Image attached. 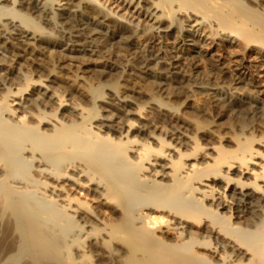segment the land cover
I'll return each mask as SVG.
<instances>
[{
	"label": "bare ground",
	"instance_id": "bare-ground-1",
	"mask_svg": "<svg viewBox=\"0 0 264 264\" xmlns=\"http://www.w3.org/2000/svg\"><path fill=\"white\" fill-rule=\"evenodd\" d=\"M62 1L0 0V264H264V107L247 124L238 114L224 122L210 93L183 112L168 103L180 94L142 93L131 72L95 86L84 62L107 50L71 19L50 26L67 19ZM40 4L49 19L29 13ZM77 7L129 44L174 28L189 54L216 38L259 49L255 63L242 57L218 78L262 100L264 0ZM110 57L104 73L119 63ZM190 74L188 86L198 83ZM245 100L223 106L240 114Z\"/></svg>",
	"mask_w": 264,
	"mask_h": 264
},
{
	"label": "rangeland",
	"instance_id": "rangeland-1",
	"mask_svg": "<svg viewBox=\"0 0 264 264\" xmlns=\"http://www.w3.org/2000/svg\"><path fill=\"white\" fill-rule=\"evenodd\" d=\"M66 1L67 0L62 1V3L64 4L61 6V8L64 10H61L59 12L63 14V17L66 16L67 19H59L54 15L55 18L52 17L48 22H50V26H52L55 30H59V25H54L55 20H59V23L62 21V23L64 22V24H66L65 21H69V19H71L76 22L75 24L78 23L80 28H83V30L80 31L82 32V36H89V40L94 39L93 42H95L96 44L98 43V45L100 46L103 44V50H107L106 52L102 53L101 55H92L89 57V61L84 62L85 68L90 69V71L96 75V78L93 79L95 81H93L95 83V86H98L100 80L103 84L112 85L114 84V82L116 83L120 79L119 76L121 75V73H123V71L124 73L126 72L129 74L131 72L133 76L135 75L134 77L137 80V84L139 83L136 89H139V91L142 93H151V91L153 93L155 91L163 90L164 92L169 94H180L177 97H173L171 100L169 99L168 103L171 107L172 105L173 107H179L183 112L188 111V104L192 105V107L198 108L199 105H202V98L204 99L207 96V98H209V95L210 98H216L215 100L218 103L220 102L221 104L218 106V111L222 114L220 115V121L224 122L225 120H229V118H232L230 116L238 114V116H241V118L245 119V123L247 124V122L249 121V117L259 112L261 108L264 107V72L258 73L259 71L253 69L255 70L254 75L256 78L257 87L259 90H261L260 92L262 93V100L258 101L257 103L252 102L250 99L244 96L245 94L243 92H239V90L233 89V87L230 86L229 83H226L225 80L221 81V79H219V70L222 67V70L227 71L228 75H230L232 74V67L236 68L237 61H239L242 57H244L246 63L248 64L255 63V56H258V54L260 53L259 49H242V47L239 46V42L229 46V43L216 38L214 40L207 39V41H204L200 44L201 53L198 54L199 56L194 52L189 54L187 51L185 52L183 50L186 46H182L181 43L177 44L176 38L179 36V33L177 32V29L174 28L170 30L169 35H164L163 33V37H155L152 35L144 38L140 37L138 38V40L136 39L129 44L126 40L127 38L125 39L126 34L122 36L116 35L109 21L103 19L97 21L93 18H90V16H88V10L86 8L77 7L78 0H75L73 4H67ZM41 6V4L38 5L37 8L31 10L29 13H31V15L35 17L40 18L41 16H43L44 18L49 19V17H51V14L48 15L49 11L41 13V11L43 10ZM17 9L22 10L23 12H27V10L22 8L21 6H17ZM6 19L7 17L4 18L5 22H7L8 20ZM12 31L14 32V30ZM86 31L89 32V35H87ZM48 46L51 49H54L53 45L49 44ZM181 46L182 50L180 49ZM186 48H188V46ZM176 54L179 56V58L173 61L172 56ZM67 55L69 57L84 56L82 53H67ZM192 55L196 57L190 58ZM109 56H111L110 59H116L119 63L114 69H105L110 72L104 73L102 72L104 69L102 63L104 62L105 58H109ZM84 57L88 58V55H85ZM74 64L78 65L79 63L75 62ZM189 73H191L190 75L192 77H195L193 78L196 79L198 83L192 84V86H188ZM103 74L105 75L104 79H102ZM209 79L210 82H213H211L212 84H210V82L208 81ZM201 80H205V83H203ZM206 81L208 83L207 85H205ZM121 84L123 85L119 90L121 93L133 94L132 91L134 90L131 89L133 88L132 86L126 84L125 81H121ZM238 86L239 85H237V87ZM83 87L85 91L89 93L90 86H87L85 85V83H83ZM206 93L210 94L206 96ZM137 96L139 97V95ZM235 96L236 99H246L245 104L248 109L246 108L247 110L243 111L242 113L240 112V114L236 113L235 111H231V113H229L230 111L227 112L225 110V106H223L224 102L227 101L228 98L231 99ZM147 98L139 97V100H136L135 102H146L149 100H147ZM165 100L168 101V98H164V101ZM209 119H211L210 121L213 120V118L211 117H209Z\"/></svg>",
	"mask_w": 264,
	"mask_h": 264
}]
</instances>
